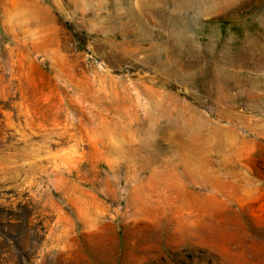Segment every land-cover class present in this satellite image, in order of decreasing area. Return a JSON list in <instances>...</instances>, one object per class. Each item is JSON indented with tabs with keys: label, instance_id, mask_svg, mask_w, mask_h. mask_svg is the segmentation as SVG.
<instances>
[{
	"label": "rangeland",
	"instance_id": "1",
	"mask_svg": "<svg viewBox=\"0 0 264 264\" xmlns=\"http://www.w3.org/2000/svg\"><path fill=\"white\" fill-rule=\"evenodd\" d=\"M0 264H264V0H0Z\"/></svg>",
	"mask_w": 264,
	"mask_h": 264
},
{
	"label": "bare ground",
	"instance_id": "2",
	"mask_svg": "<svg viewBox=\"0 0 264 264\" xmlns=\"http://www.w3.org/2000/svg\"><path fill=\"white\" fill-rule=\"evenodd\" d=\"M139 93V92H138Z\"/></svg>",
	"mask_w": 264,
	"mask_h": 264
}]
</instances>
